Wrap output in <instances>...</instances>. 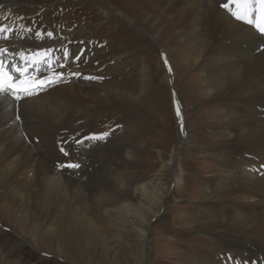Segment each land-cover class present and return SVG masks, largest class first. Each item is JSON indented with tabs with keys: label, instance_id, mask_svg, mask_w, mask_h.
Returning <instances> with one entry per match:
<instances>
[{
	"label": "bare ground",
	"instance_id": "obj_1",
	"mask_svg": "<svg viewBox=\"0 0 264 264\" xmlns=\"http://www.w3.org/2000/svg\"><path fill=\"white\" fill-rule=\"evenodd\" d=\"M122 1L128 12L107 1L94 3L108 26L137 28L157 52L163 83L175 92L171 105L179 124L169 160L161 151L162 163L153 178L133 186L139 181L134 167L147 148L142 134L136 141L87 145L94 134L93 112L119 105L129 112L145 113L156 105L160 87L154 65L143 57H132L129 40L112 38L99 50L87 31H41L18 10V2L0 0V28L4 29L0 47L14 53L47 48L44 52L57 54L65 47L73 55L88 47V53H96L90 62L83 61L84 55L79 65L71 60L73 72L82 75L73 73L67 84L61 82L51 91L22 100L18 113L13 100L0 97V236L12 223L17 237L12 250L21 249V233L26 229L35 247L41 239L52 238L61 247L67 243L86 252H101L110 264H133L130 257L138 245L141 257L134 263L147 264L149 231L163 224L169 193L183 181L179 157L192 142L179 115L183 108L180 88L174 83L178 76L164 50L174 48L185 57L184 69L198 86L199 94L194 95L204 98L200 115L214 113L208 131L200 124L201 132L213 134L210 158L214 165L208 164L211 175L198 183L199 198L189 207L198 212L188 215L185 223L204 240L214 241L219 234L218 239L235 251L210 247L202 259L183 253L180 263L208 264L204 257L214 263L226 257L220 264L257 262L262 257L264 263V174H260L264 166V36L221 7L227 0ZM98 67L112 69L105 74L107 79L95 74ZM135 69L137 94L126 91L125 75ZM87 75L93 79L87 80ZM211 149L202 154L208 155ZM74 161L79 170H63Z\"/></svg>",
	"mask_w": 264,
	"mask_h": 264
},
{
	"label": "rangeland",
	"instance_id": "obj_2",
	"mask_svg": "<svg viewBox=\"0 0 264 264\" xmlns=\"http://www.w3.org/2000/svg\"><path fill=\"white\" fill-rule=\"evenodd\" d=\"M15 1L19 3L18 10L29 15L33 24L41 31L51 29L58 33V31L79 32L85 30L88 33L87 38L93 39L91 42L99 50L101 47L104 48V45L111 41L112 38L115 41L129 40L130 52H134L132 57L138 59L143 57L154 65L153 72L156 75L157 86L160 89L156 93V105L153 110L145 113L129 112L123 106L119 108V105H110L107 109L93 112V117H91V123L95 126L93 133H106L107 129V131L116 132V136L110 140L112 142L136 141L137 135L140 136L142 134L144 136V140L147 141V148L141 160L134 167V172L136 173L134 177L139 178V181H135L132 185L135 186L136 182L138 184L140 181L152 179L153 174L162 163L159 159V154L163 152V158L166 161L169 160L171 151L177 144L179 124H177L173 113L174 106L171 105L173 104L172 97H174L175 92L163 83L164 70L157 65L158 55L156 51L150 48L149 37L130 25H119L120 28L115 24L108 26L101 12L95 7V0L82 1L89 5L80 4L75 0ZM102 1H107L116 9L128 12L124 10L125 7H123L122 0ZM89 43L90 41L87 42L88 45ZM164 50L168 59L173 61V71L178 76L174 83H177V87L180 88L179 101L183 109L179 115L184 117V123L187 124V131L192 137V142L190 149L187 152H183L182 156L179 157L178 161L183 174V181L181 180L180 185L169 193L167 208L162 217L163 224L162 226L154 225L149 231L147 264H181L180 259L183 253L199 255V258L202 259L205 254H208L210 247L220 248L226 253L234 254V246L221 242L218 239L219 234L215 235L218 238H215L214 241L204 240L199 237L197 232H193L187 227L185 223L188 215L198 212V210L189 209L190 206L194 207V202H197V198H199L198 183L211 175V168L208 169V164L210 166L213 164L210 158V153H213L211 146H214L213 134L201 132L200 124L206 127L204 131H208L207 126L213 121L212 119L214 118L212 116L214 113L208 114L205 112L202 116L200 115L204 106V98L194 95V93L199 94V89L196 88L198 87L196 84L191 83L193 80L189 78V71L184 69L186 65L185 57L179 54L177 49L165 48ZM85 51V55H93V58H89L90 61L95 58L96 53H88L90 52L88 47ZM78 53L79 50L77 49L74 55L71 54L73 60ZM58 57L60 59L59 54ZM74 64L79 65L80 62L79 64L74 62ZM99 69L95 71V74L97 73L96 75H100L105 79L108 76H105V74H109L112 71V69L104 71V67ZM136 69L125 75L128 84L126 85V91H132L135 94L138 93L137 88L139 85L136 83L139 78ZM165 73H167L166 70ZM92 76L94 75L92 74ZM137 127L141 128L138 133L135 131ZM89 137H94V134H90ZM105 139H102V141H105ZM96 142V139H90L87 145H94ZM208 148L211 149L206 151L208 155L202 154ZM260 174H264V166L261 168ZM174 206L179 208L176 210ZM7 225L4 234L0 236V264H110L105 261L102 255L100 256L99 253L101 252L93 250L86 252L83 247L76 248L67 243L61 247L52 238L41 239L35 247L30 243V234L27 233L26 229L21 233L24 238L23 246L20 250H12L14 239L17 237L12 231V223ZM138 247V245L134 247L133 254L130 257L133 260V264L141 257V248ZM244 257L245 255L242 258ZM225 258H220L216 263L206 257L202 261L208 264H220ZM261 258L257 262L251 261L250 263L244 260L240 264H264ZM120 264L126 263L120 262Z\"/></svg>",
	"mask_w": 264,
	"mask_h": 264
},
{
	"label": "snow or ice",
	"instance_id": "obj_3",
	"mask_svg": "<svg viewBox=\"0 0 264 264\" xmlns=\"http://www.w3.org/2000/svg\"><path fill=\"white\" fill-rule=\"evenodd\" d=\"M221 7L226 9L236 20L250 25L256 33L264 36V0H227V3L222 4ZM3 31L4 29L0 28V32ZM48 36L51 37L52 33H48ZM29 62L38 65L41 60L33 56ZM87 78L93 79V77ZM55 82L44 78L38 79L29 72L27 66L20 67L14 63L5 64L3 60H0V97L4 99L20 100L38 94L39 91ZM107 136L108 133H102L88 139L102 140ZM68 166L79 168V164Z\"/></svg>",
	"mask_w": 264,
	"mask_h": 264
}]
</instances>
